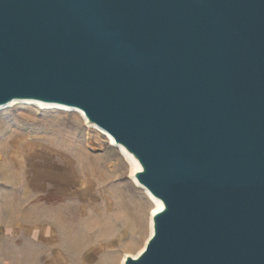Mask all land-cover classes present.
<instances>
[{"label":"water","instance_id":"1","mask_svg":"<svg viewBox=\"0 0 264 264\" xmlns=\"http://www.w3.org/2000/svg\"><path fill=\"white\" fill-rule=\"evenodd\" d=\"M81 111L163 209L123 264H264V0H0V108Z\"/></svg>","mask_w":264,"mask_h":264},{"label":"rangeland","instance_id":"2","mask_svg":"<svg viewBox=\"0 0 264 264\" xmlns=\"http://www.w3.org/2000/svg\"><path fill=\"white\" fill-rule=\"evenodd\" d=\"M37 107L0 112V190L6 192L1 201L10 206L51 204L52 211L66 204L68 227L85 231L89 223L98 228L100 239L124 238L118 249L122 258L137 257L151 237L154 207L135 184L133 166L79 114ZM47 182L50 195L22 202L23 190L26 194ZM57 192L65 197L55 200ZM27 215L41 214L32 210ZM51 216L54 220L57 214Z\"/></svg>","mask_w":264,"mask_h":264},{"label":"crops","instance_id":"3","mask_svg":"<svg viewBox=\"0 0 264 264\" xmlns=\"http://www.w3.org/2000/svg\"><path fill=\"white\" fill-rule=\"evenodd\" d=\"M49 184L26 194L23 190L22 202L29 196L49 194ZM5 195L0 190V198ZM54 197L65 196L57 192ZM54 207L52 211L51 204L10 206L0 199V264H123L118 249L124 238L100 239L98 228L89 223L85 231L72 229L66 220V204ZM32 210L41 215L30 217L27 212ZM52 212L57 214L54 220ZM78 212L82 216L81 202Z\"/></svg>","mask_w":264,"mask_h":264},{"label":"bare ground","instance_id":"4","mask_svg":"<svg viewBox=\"0 0 264 264\" xmlns=\"http://www.w3.org/2000/svg\"><path fill=\"white\" fill-rule=\"evenodd\" d=\"M21 105H23V106H25V105H35V106L40 107L43 110H54V111H60V112H66V113H70V112L73 111V112L79 114L85 120L87 125H89L90 127L94 128L96 131L100 132L101 134L107 136V138L109 139L110 143L114 147L118 148L121 151V153L129 160V162L133 166L135 172L141 170L140 165L138 164V162L135 160V158L132 155H130L124 148H122L121 146L117 145L115 140L109 134H107L105 131H103L102 129H100L99 127H97V126H95L93 124H90L81 111L73 110V109H70V108H67V107H63V106H60V105L44 104V103L34 102V101H14V102H12L11 104H9L7 106L1 107L0 108V112L2 110L9 109V108L11 109L12 107L21 106ZM133 180H134L135 184L138 187L142 188L146 192L149 201L152 203V205L154 207L153 208V212L151 213V221H150V230H151V235H152L153 234V220H152L153 216L157 212H159V211H161L163 209V204H162V202L160 200L154 198L143 186H141L136 181L135 178ZM144 249H145V247L139 252V254H141L144 251Z\"/></svg>","mask_w":264,"mask_h":264}]
</instances>
